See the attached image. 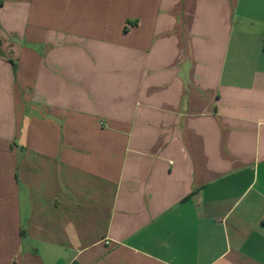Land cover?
<instances>
[{
  "label": "crops",
  "instance_id": "crops-1",
  "mask_svg": "<svg viewBox=\"0 0 264 264\" xmlns=\"http://www.w3.org/2000/svg\"><path fill=\"white\" fill-rule=\"evenodd\" d=\"M0 264H264V0H0Z\"/></svg>",
  "mask_w": 264,
  "mask_h": 264
},
{
  "label": "rangeland",
  "instance_id": "rangeland-1",
  "mask_svg": "<svg viewBox=\"0 0 264 264\" xmlns=\"http://www.w3.org/2000/svg\"><path fill=\"white\" fill-rule=\"evenodd\" d=\"M34 22H36L37 24H42L45 27L46 31V35L47 37H49L50 39L55 40L56 42L60 43L61 41H64L66 39H71V36L76 37L72 38L74 40H81L85 42V46H86V42H88L89 38L88 36L84 35V36H80L84 31H76L73 30V32L70 29L66 30V25L62 22H60L59 16H50L51 19H47L45 16H34ZM68 31V32H67ZM85 34H88L89 36H91L94 39V35H98V32H92V31H88L85 32ZM78 35V37L76 36ZM70 43V42H69ZM78 47V50H84L87 51V49L89 47ZM75 49V48H74ZM68 50H71L68 49Z\"/></svg>",
  "mask_w": 264,
  "mask_h": 264
}]
</instances>
